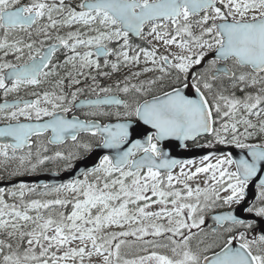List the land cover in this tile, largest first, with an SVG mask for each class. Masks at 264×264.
<instances>
[{
    "label": "snow or ice",
    "instance_id": "6c2138e0",
    "mask_svg": "<svg viewBox=\"0 0 264 264\" xmlns=\"http://www.w3.org/2000/svg\"><path fill=\"white\" fill-rule=\"evenodd\" d=\"M0 98V264H264V0H0Z\"/></svg>",
    "mask_w": 264,
    "mask_h": 264
},
{
    "label": "water",
    "instance_id": "95a60500",
    "mask_svg": "<svg viewBox=\"0 0 264 264\" xmlns=\"http://www.w3.org/2000/svg\"><path fill=\"white\" fill-rule=\"evenodd\" d=\"M173 155L178 159H191V158H197L200 157L203 153L199 151H185L184 149L180 147H176L175 144H173ZM234 152H237L238 150H233ZM100 153H93L89 159L84 161L83 163H77L78 169L84 168L85 164H87L89 167L93 166L95 163H98ZM74 175H78V172L73 173H66L61 176H55V179H53L51 182L52 184H59V183H66L69 179L73 178ZM41 177L33 179V181L40 182ZM249 193V191H248Z\"/></svg>",
    "mask_w": 264,
    "mask_h": 264
},
{
    "label": "flooded vegetation",
    "instance_id": "af4514ba",
    "mask_svg": "<svg viewBox=\"0 0 264 264\" xmlns=\"http://www.w3.org/2000/svg\"><path fill=\"white\" fill-rule=\"evenodd\" d=\"M126 72H127V70H122L120 75L123 76L124 74H126ZM149 75H151V74H149ZM157 75H159V73H157ZM115 78L116 77H113V79H115ZM144 78H146V77H141V79H144ZM105 82L110 83L111 81H105ZM21 94H23V92ZM0 99H2V98H0ZM9 99H11V97ZM185 151H188V150H185ZM197 159H199V157ZM62 173H64V171L59 170L55 166V164H49L46 168L41 169L36 173L26 174V175L18 178V180H23L24 182H26L30 185L31 184H50L47 181L50 174H62ZM36 177H38V178L41 177V180H40L41 183H38L37 181H33V179ZM43 190L44 189H42V188L38 189V192H41ZM257 192H258L257 189H255L254 187H250L249 193H248V200L253 201ZM234 207H236V206L234 205ZM241 207H243V205ZM238 214L244 215L243 213H239V210H238ZM208 223L211 224V221L209 220Z\"/></svg>",
    "mask_w": 264,
    "mask_h": 264
}]
</instances>
